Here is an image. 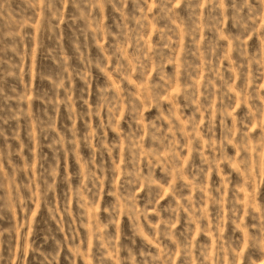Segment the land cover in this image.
<instances>
[{"label": "rangeland", "instance_id": "1", "mask_svg": "<svg viewBox=\"0 0 264 264\" xmlns=\"http://www.w3.org/2000/svg\"><path fill=\"white\" fill-rule=\"evenodd\" d=\"M0 264H264V0H0Z\"/></svg>", "mask_w": 264, "mask_h": 264}]
</instances>
